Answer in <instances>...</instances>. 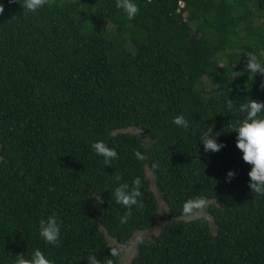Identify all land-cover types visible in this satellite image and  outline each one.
<instances>
[{"label":"trees","instance_id":"obj_1","mask_svg":"<svg viewBox=\"0 0 264 264\" xmlns=\"http://www.w3.org/2000/svg\"><path fill=\"white\" fill-rule=\"evenodd\" d=\"M134 2L128 20L115 0H54L35 13L0 0V264L37 248L54 264L93 254L120 264L129 243V264H264V196L230 132L239 104L264 102V75L245 67L246 52L264 61V0ZM211 125L218 152L200 141ZM97 140L117 152L111 166ZM117 174L142 181L143 206L123 221ZM196 196L207 220L182 214ZM52 214L59 246L39 234Z\"/></svg>","mask_w":264,"mask_h":264},{"label":"clouds","instance_id":"obj_2","mask_svg":"<svg viewBox=\"0 0 264 264\" xmlns=\"http://www.w3.org/2000/svg\"><path fill=\"white\" fill-rule=\"evenodd\" d=\"M19 2L22 9L29 13H35L42 9L45 5L51 6L54 0H9V3ZM151 3V0H148ZM115 6L123 10L128 20L134 19L139 14V6L134 0H115ZM4 12V5L0 4V14ZM245 67L252 77L256 74L264 75V61L258 59L257 55L252 52H246ZM242 73H240L241 75ZM261 86L264 87V80L261 81ZM226 107L228 110L234 109L232 99L227 98ZM239 112L244 113L243 118L236 119L231 123V131L236 133V147L242 153L244 162L251 166L248 176L250 178L249 187L252 193L257 197L264 196V102L248 98L246 102L239 104ZM172 122L178 127L184 129L189 128V121L183 115L173 117ZM212 125L203 131L200 136V141L203 143L205 152H218L224 146L222 143H217V135H213ZM92 149L99 156L103 157L104 165L111 166V161L117 158V152L114 148L109 147L102 140L94 141L91 144ZM134 155L138 160H146L147 156L138 150L134 151ZM157 167L156 164L152 165ZM235 173L231 170L227 173V179L230 181ZM121 176L117 174L114 180L118 186L114 190V198L117 203L122 204L129 211L122 217V221L131 214L132 206L142 207V202L138 199L142 196L140 191L142 181L139 176L132 180L131 186L127 182H121ZM207 201L203 196H196L184 201L182 205V214L185 217L194 220H207L206 209ZM61 223L57 216L52 214L46 219H41L39 222V234L47 244L59 246ZM140 243L144 242L142 235L137 236ZM110 249L111 257L120 256V250L112 247ZM11 264H54V261L46 258L43 251L39 248L33 250L30 255L24 253H17ZM88 264H101L100 259L96 255L88 257ZM105 264H114L112 259H107Z\"/></svg>","mask_w":264,"mask_h":264},{"label":"rangeland","instance_id":"obj_3","mask_svg":"<svg viewBox=\"0 0 264 264\" xmlns=\"http://www.w3.org/2000/svg\"><path fill=\"white\" fill-rule=\"evenodd\" d=\"M133 131H135V130H133ZM137 132H138V131H137ZM161 209H163V206H161ZM163 214H164V213L162 212V213H160V214L157 216V218H156V223H157L158 225H156L154 228H152L151 233H152V232H153V233L157 232V230H158L157 227L159 228L160 225L163 224ZM110 242L112 243L111 240H110ZM122 250H123V255H122L123 259H122V261H121L120 264H129V261H130L132 255H133L134 252H135V247H134V245H132V244L129 243L127 246H124V247L122 248Z\"/></svg>","mask_w":264,"mask_h":264}]
</instances>
